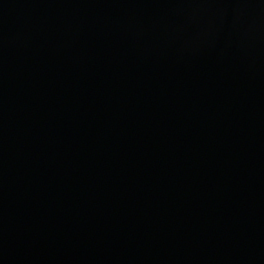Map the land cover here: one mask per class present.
Instances as JSON below:
<instances>
[{"label":"water","instance_id":"1","mask_svg":"<svg viewBox=\"0 0 264 264\" xmlns=\"http://www.w3.org/2000/svg\"><path fill=\"white\" fill-rule=\"evenodd\" d=\"M0 264H264V0H0Z\"/></svg>","mask_w":264,"mask_h":264}]
</instances>
